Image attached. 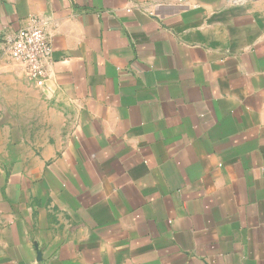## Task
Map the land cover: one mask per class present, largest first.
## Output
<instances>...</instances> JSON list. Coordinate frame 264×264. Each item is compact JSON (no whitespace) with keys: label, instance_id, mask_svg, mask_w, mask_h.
I'll return each mask as SVG.
<instances>
[{"label":"crops","instance_id":"crops-1","mask_svg":"<svg viewBox=\"0 0 264 264\" xmlns=\"http://www.w3.org/2000/svg\"><path fill=\"white\" fill-rule=\"evenodd\" d=\"M0 264H264V0H0Z\"/></svg>","mask_w":264,"mask_h":264},{"label":"built area","instance_id":"built-area-1","mask_svg":"<svg viewBox=\"0 0 264 264\" xmlns=\"http://www.w3.org/2000/svg\"><path fill=\"white\" fill-rule=\"evenodd\" d=\"M181 1V0H180ZM5 53L19 63L26 76L38 87L45 83V63L51 58V44L40 22L13 34L0 35Z\"/></svg>","mask_w":264,"mask_h":264},{"label":"rangeland","instance_id":"rangeland-1","mask_svg":"<svg viewBox=\"0 0 264 264\" xmlns=\"http://www.w3.org/2000/svg\"><path fill=\"white\" fill-rule=\"evenodd\" d=\"M27 78H28V77H27ZM28 80L31 81L35 86H37V85H36L32 80H30L29 78H28ZM37 87H38V86H37Z\"/></svg>","mask_w":264,"mask_h":264}]
</instances>
